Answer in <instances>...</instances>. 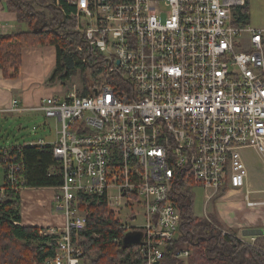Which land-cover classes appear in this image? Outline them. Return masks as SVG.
<instances>
[{"label": "built area", "instance_id": "2783aa9c", "mask_svg": "<svg viewBox=\"0 0 264 264\" xmlns=\"http://www.w3.org/2000/svg\"><path fill=\"white\" fill-rule=\"evenodd\" d=\"M55 3L73 7L74 29L106 64L89 94L75 87L37 107L60 123L52 144L66 216L62 228L45 230L59 236L47 264H82V248L72 239L73 229L87 225V210L76 204L79 192L106 193L120 220L124 208L131 218L142 211L144 224L122 227L142 234L138 251L147 264H160L166 244L182 235L181 186L205 189L207 206L224 190L246 186L241 149L264 156V27L237 22L236 9L246 0ZM17 109L13 101L6 110ZM37 144L47 143L25 146ZM12 158L4 157L7 181L22 192ZM245 199L249 207L264 205L250 200V191Z\"/></svg>", "mask_w": 264, "mask_h": 264}, {"label": "trees", "instance_id": "16d2710c", "mask_svg": "<svg viewBox=\"0 0 264 264\" xmlns=\"http://www.w3.org/2000/svg\"><path fill=\"white\" fill-rule=\"evenodd\" d=\"M17 14L26 30L0 33V68L4 76L17 78L22 67L25 47L55 45L57 64L47 79L50 85L60 84L64 92L74 86L78 94H89L104 69L102 56L85 37L74 29L71 5L55 0H1ZM64 1V0H62ZM237 22L250 23V0L236 9ZM7 153L20 167L16 176L29 187H58L63 183L61 162L55 158L54 145H12L1 148L0 157L5 171V183L0 186V264H47L59 248L58 235L46 234L44 227L22 224L21 192L7 181ZM182 185L179 197L182 235L166 244L167 253L160 264H264V236L254 242L239 236L237 229L227 228L216 220L198 218L193 212V198ZM2 189V190H1ZM76 204L87 210V225L73 229L72 239L82 248V264H147L138 251V244L122 241L129 232L111 210L106 193L100 196L78 193ZM224 228L229 229L224 234ZM140 233V232H139ZM179 249H188L186 259L175 257Z\"/></svg>", "mask_w": 264, "mask_h": 264}, {"label": "crops", "instance_id": "0c3cea01", "mask_svg": "<svg viewBox=\"0 0 264 264\" xmlns=\"http://www.w3.org/2000/svg\"><path fill=\"white\" fill-rule=\"evenodd\" d=\"M24 25L19 23L17 14L9 10L0 0V33L24 31L27 28V25L26 27ZM56 64L57 47L45 45L22 49V67L17 78L5 77L0 68V115H23L33 111L41 113L42 111L37 107L46 97L59 95L64 91L60 84L47 83ZM13 101L17 102L20 109L6 110L12 107ZM55 136L54 141H47L46 136H42L39 140L43 139L45 143L52 144L57 140V134ZM252 185V180L248 176L245 187L224 190L217 197L218 199H215L221 225L237 229L238 233H242L246 228H264V205L249 207L245 199L246 192L250 191V200L264 202V188H255ZM58 192L53 187L24 189L21 192L22 224L46 229L62 228L66 223V216L58 200Z\"/></svg>", "mask_w": 264, "mask_h": 264}, {"label": "rangeland", "instance_id": "374dc122", "mask_svg": "<svg viewBox=\"0 0 264 264\" xmlns=\"http://www.w3.org/2000/svg\"><path fill=\"white\" fill-rule=\"evenodd\" d=\"M249 24L255 28L264 27V0H250ZM24 26L26 27V25ZM77 80V78H74L73 82L75 84L73 88L80 87ZM59 128L60 123H57L55 119H46L45 114L42 112L33 111L31 113L23 115L15 114L13 116L8 114L0 115V151L2 147L24 145L33 140L37 141L42 136H46L47 139H45L47 141H54L56 139L55 134ZM241 154L247 164L249 170L248 176L252 180V186L255 188H264V156L253 147L241 149ZM4 183L5 171L0 157V186ZM187 191L192 195L193 212L196 217H210L219 223L221 222L216 201L218 198L215 200L216 202L212 201L206 206V196H204L205 189L189 186ZM233 197L236 198L237 196ZM129 212V208H124L123 211L120 212L122 222H127L130 225H141L145 223L142 211H140L135 218L127 217Z\"/></svg>", "mask_w": 264, "mask_h": 264}, {"label": "water", "instance_id": "95a60500", "mask_svg": "<svg viewBox=\"0 0 264 264\" xmlns=\"http://www.w3.org/2000/svg\"><path fill=\"white\" fill-rule=\"evenodd\" d=\"M243 236H248V237H259V236H264V228H246L242 231ZM142 234L139 232H131L127 233L125 238L123 239V243L125 245H132V244H138L141 241Z\"/></svg>", "mask_w": 264, "mask_h": 264}]
</instances>
